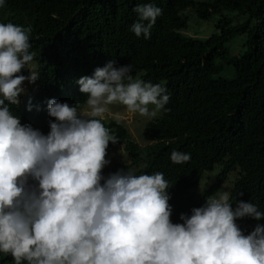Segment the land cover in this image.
Instances as JSON below:
<instances>
[{
	"label": "clouds",
	"instance_id": "9594fccd",
	"mask_svg": "<svg viewBox=\"0 0 264 264\" xmlns=\"http://www.w3.org/2000/svg\"><path fill=\"white\" fill-rule=\"evenodd\" d=\"M133 11L130 30L150 39L162 9ZM31 31L0 23V264H264V225L245 235L236 223L264 219L252 202L233 209L230 191H217L173 223L163 173L127 167L104 177L109 144L119 142L99 119L107 106L152 119L170 100L162 84L135 78L131 64L110 60L81 77L83 103L48 100L49 132L22 124L11 106H20L25 81L39 79L29 68ZM170 159L184 164L191 155L173 150Z\"/></svg>",
	"mask_w": 264,
	"mask_h": 264
},
{
	"label": "trees",
	"instance_id": "16d2710c",
	"mask_svg": "<svg viewBox=\"0 0 264 264\" xmlns=\"http://www.w3.org/2000/svg\"><path fill=\"white\" fill-rule=\"evenodd\" d=\"M145 3L162 9L150 39L130 30L138 19L133 9ZM192 15L202 22L217 15L215 33L204 39L187 35ZM9 22L32 29L29 68L39 77L35 84L25 81L20 106H11L22 124L49 132L48 100L83 103L81 77L110 60L117 68L131 64L135 78L162 84L170 100L140 131L142 144L121 119L98 117L119 138L107 149L104 177L127 167L137 175L163 173L172 185L171 220L183 223L181 214L203 206L232 174L225 191L233 209L244 201L264 212V0H5L0 23ZM241 35L238 47L242 43L245 50L231 54L227 44ZM225 67L231 68L229 78L221 76ZM117 148L122 153L115 155ZM173 150L190 154V161L174 164ZM215 167L220 170L213 183L195 193ZM236 223L248 235L264 219Z\"/></svg>",
	"mask_w": 264,
	"mask_h": 264
},
{
	"label": "rangeland",
	"instance_id": "374dc122",
	"mask_svg": "<svg viewBox=\"0 0 264 264\" xmlns=\"http://www.w3.org/2000/svg\"><path fill=\"white\" fill-rule=\"evenodd\" d=\"M224 14L227 16H232L231 13L224 12ZM235 14L233 15V17ZM218 16L214 15L211 17V19L207 22H202L194 18V16H190L188 19V27L186 34L199 38V39H204L207 36H210L211 34L215 33V24L217 23ZM245 36H236L230 43L227 44L228 49L230 50L231 54H236V53H243L245 50L244 47H242V43L239 44L241 41H244ZM232 71L230 67H225V70L223 73H221L222 77H231ZM152 107V106H150ZM160 116V112L157 114L156 117L149 119L147 117L140 116L138 113H130L126 110V108L122 105L119 104H112L107 106L106 112L103 114L101 117L102 119H107L110 117H114L116 119H121L125 126L128 128L129 132L133 136V138L139 143L142 144V141L140 139V131L143 130L145 125L149 121H153L154 119L158 118ZM122 153L121 148H117L115 150V155H118ZM114 155V156H115ZM107 158L109 160L110 156L107 154ZM220 167H215L213 170L205 172L203 175L202 180L198 184L197 188L194 190L195 193L199 194L201 193V188L203 190L207 189L215 180L216 174L219 172ZM211 175V176H210ZM232 174L228 176V179L222 184L220 191L226 190V188L232 186L233 180H232ZM210 176V177H209ZM209 177V178H208ZM213 177V179H211ZM208 178V180H207ZM201 186V187H200Z\"/></svg>",
	"mask_w": 264,
	"mask_h": 264
}]
</instances>
